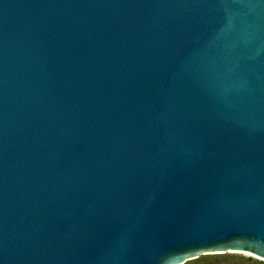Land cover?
<instances>
[{"label":"water","instance_id":"obj_1","mask_svg":"<svg viewBox=\"0 0 264 264\" xmlns=\"http://www.w3.org/2000/svg\"><path fill=\"white\" fill-rule=\"evenodd\" d=\"M226 253L264 260V0H0V264Z\"/></svg>","mask_w":264,"mask_h":264},{"label":"rangeland","instance_id":"obj_2","mask_svg":"<svg viewBox=\"0 0 264 264\" xmlns=\"http://www.w3.org/2000/svg\"><path fill=\"white\" fill-rule=\"evenodd\" d=\"M185 264H264V260L247 253H226L220 255H199L196 260Z\"/></svg>","mask_w":264,"mask_h":264},{"label":"snow or ice","instance_id":"obj_3","mask_svg":"<svg viewBox=\"0 0 264 264\" xmlns=\"http://www.w3.org/2000/svg\"><path fill=\"white\" fill-rule=\"evenodd\" d=\"M252 245L251 244H246L240 241H233L232 243L229 244H215V245H203V246H199V248H191L187 250V253L189 255L190 258L195 259V252L197 250L200 251H212V250H222V249H229L230 251L233 250H244L245 248H247L248 250L252 249ZM178 259V257H176Z\"/></svg>","mask_w":264,"mask_h":264}]
</instances>
